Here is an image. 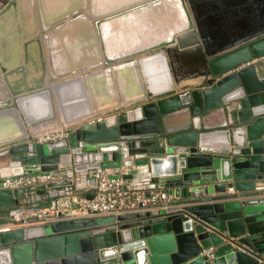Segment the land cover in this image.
I'll return each instance as SVG.
<instances>
[{
	"label": "water",
	"instance_id": "obj_1",
	"mask_svg": "<svg viewBox=\"0 0 264 264\" xmlns=\"http://www.w3.org/2000/svg\"><path fill=\"white\" fill-rule=\"evenodd\" d=\"M189 1L198 29L186 0H135L111 14L86 0L84 13L43 17L42 34L18 38L19 62L13 53L0 65V211H11L0 264H264V28L243 22L264 24V0H224L229 13L202 16ZM220 15L222 35L210 28ZM80 22L92 46L59 70L52 44ZM112 35L130 40L113 46ZM218 111L222 123L206 125ZM62 129L58 141H36ZM123 169L127 188L164 191L165 205L13 224L15 208L54 209L75 189L93 199L101 175ZM41 174L64 178L4 188Z\"/></svg>",
	"mask_w": 264,
	"mask_h": 264
},
{
	"label": "built area",
	"instance_id": "obj_2",
	"mask_svg": "<svg viewBox=\"0 0 264 264\" xmlns=\"http://www.w3.org/2000/svg\"><path fill=\"white\" fill-rule=\"evenodd\" d=\"M69 134L68 129L45 133L36 137L38 143H49L58 141ZM126 169H123L116 178L103 173L96 187L97 193L93 199L87 198L77 189L61 196L56 201V208L51 206L45 208H15L13 211L14 225L33 223H46L55 219L58 213L69 212L72 216H98L118 215L136 212L148 208H159L167 202L164 191H153L147 197L141 190H132L126 187L124 178ZM62 175L41 174L33 176H22L4 181L5 189H20L36 186L40 183L63 179ZM258 190H264L262 183L257 185ZM231 191H234L231 189ZM205 253L210 257L214 254V248H208Z\"/></svg>",
	"mask_w": 264,
	"mask_h": 264
},
{
	"label": "flooded vegetation",
	"instance_id": "obj_3",
	"mask_svg": "<svg viewBox=\"0 0 264 264\" xmlns=\"http://www.w3.org/2000/svg\"><path fill=\"white\" fill-rule=\"evenodd\" d=\"M85 1L86 0H0V28L1 29L4 28V30L6 29L7 26L8 28H11V29L16 28L15 30H13L14 34H13V31H11V33L7 35L5 42L0 41V46L2 45L1 49H3V50H0V57H4V55L6 56V54H9L11 56V54L17 53L18 54L17 56L19 58L20 56L19 46L15 47V50H11V48L10 49L8 48V51L4 52L3 46L5 44L7 45L8 43L11 44L10 42L11 38L19 37V39L21 38L23 39V37L26 36V38L29 37L27 38L29 40L33 37L39 36L40 33L42 34L44 32L43 17L47 25H52L54 23L57 24L59 22L63 23V20L69 19V18L66 19V17L69 15L70 17L75 18L77 15L84 13V11L80 9L84 7ZM87 1H88V7H90L89 6L90 0H87ZM186 2L193 16L195 28L198 29V25L195 22V17L193 15V9L191 7L190 1L186 0ZM9 5L11 6V9L9 13L7 12L5 14L6 12L5 10L7 9ZM225 5H227V2H224V0H200L198 1L197 4H195V7L198 10V13L200 14V16H202V15L212 13L213 11L218 9V6L224 7ZM56 10L58 11L56 13L61 12L62 14L63 12V14L61 16L58 15V16L51 17L52 12ZM115 10L114 9L106 10L102 12L103 14H111ZM94 11L96 10L94 9ZM230 11H231V8H230ZM102 12H99V13L101 14ZM95 14L97 13L95 12ZM8 18L10 19L13 18L14 23H11L10 25L9 24L4 25V20H7ZM257 27L264 28V24H259ZM35 32H38V33L35 35H32V33L34 34ZM25 41L26 40L24 39V42ZM33 52L34 50L32 48L30 54ZM18 58H14V59L18 61L20 60Z\"/></svg>",
	"mask_w": 264,
	"mask_h": 264
},
{
	"label": "crops",
	"instance_id": "obj_4",
	"mask_svg": "<svg viewBox=\"0 0 264 264\" xmlns=\"http://www.w3.org/2000/svg\"><path fill=\"white\" fill-rule=\"evenodd\" d=\"M134 1L135 0H94V8L96 10V13L100 14L99 12H102V11L113 10V9L115 10V9L120 8V7H125L127 5H130L131 3H134ZM236 4H239V3H236ZM263 12L264 11L261 7L260 9H258L256 11V15L261 14ZM62 14H63V12H62ZM62 14H61V12H59V13H56L54 15H51V17L58 16V15L61 16ZM217 15H218V13H217ZM230 15H231V13H230ZM240 15H242V14H240ZM262 15H264V14H262ZM261 17H262L261 15L258 16V20H253V16L252 17H246V18H243V20H244L243 22L245 23V25L247 24L248 29L249 28L255 29V28H257V21L262 19ZM158 22H159V24H161L160 21H158ZM226 23H227L226 17L223 16V18H222V15H220L219 18H216L213 21L212 26L210 28H211L213 33L217 32L218 34L222 35L226 29V26H225ZM88 29H89V27L86 26L82 22L70 25L69 27L62 30L64 32H62L63 35H61V38H59L58 42L55 40V42L52 44L53 50H54V58L59 63V67H58L59 70H64V69L68 70V69H70L72 64H79L82 61V59L85 58L86 52L92 46L91 43L93 42L92 38L89 36ZM111 30H112L111 27L110 28L107 27L106 32H110ZM127 39L130 40V37L128 35H127V38H125L124 35H119V36L112 35L108 38V42L111 43L110 45L114 46L115 44L117 45L119 42L124 43L125 40H127ZM3 48H4V52H7L8 48H10V43H8L7 45L5 44L3 46ZM75 57H76V59H74ZM16 62L18 63L19 60ZM9 63H10V58H9L8 54H6V56L4 55V57H0V65L3 64V65L7 66V64H9ZM0 97H1V95H0ZM79 108L81 111H84L83 107H78V109ZM203 120L206 123V125L214 126V125H219L220 123H222L223 116L218 111L216 113H210L208 115H205L203 117ZM107 173H109V172H107ZM260 183H262L264 185V182H260ZM260 183H258V184H260ZM89 190H90V188L86 189V191H89ZM261 191H264V190H261ZM50 205H51L50 203H47L45 201L41 205V208H45V207H48ZM20 207L32 208L33 206L32 205H29V206H23L22 205ZM20 207H17V208H20ZM2 211L3 210L0 211V214ZM10 212L11 211H9V214H11ZM98 216H106V215H98Z\"/></svg>",
	"mask_w": 264,
	"mask_h": 264
},
{
	"label": "rangeland",
	"instance_id": "obj_5",
	"mask_svg": "<svg viewBox=\"0 0 264 264\" xmlns=\"http://www.w3.org/2000/svg\"><path fill=\"white\" fill-rule=\"evenodd\" d=\"M59 7V6H58ZM59 9V8H58ZM232 9V8H231ZM229 11H230V7H227V5H225L224 7L223 6H221V7H219L218 6V9H216L215 11H213L212 13H210V14H217V13H221V14H223V13H225V12H227V13H229ZM56 12H58L57 10L56 11H53L52 12V15H54V14H56ZM223 16V15H222ZM11 23H14V21H13V18L12 19H10V18H8L7 20H4V25H10ZM226 26V25H225ZM16 28H14V29H11V28H8V26L6 27V29L4 30V28H0V41L2 42V41H4L5 42V39H6V37H7V35L8 34H10L11 33V31H13V30H15ZM4 30V31H3ZM13 34H14V31H13ZM19 37H13V38H11L10 39V42H11V44H10V48H11V50H15V47H18V45H19V43H20V40L18 39ZM25 38L23 37V40H24ZM1 47H2V45L0 46V50H3V49H1ZM9 48V49H10ZM20 48V47H19ZM24 50H25V46H24ZM24 50H22L21 52H23ZM20 54V53H19ZM18 59H20V56H19V58ZM0 220H5V221H11V216H10V214L9 213H5V214H0Z\"/></svg>",
	"mask_w": 264,
	"mask_h": 264
},
{
	"label": "trees",
	"instance_id": "obj_6",
	"mask_svg": "<svg viewBox=\"0 0 264 264\" xmlns=\"http://www.w3.org/2000/svg\"><path fill=\"white\" fill-rule=\"evenodd\" d=\"M47 203H49V202H47ZM26 206H29V205H26ZM9 211H10V209H9V210H6V211L3 210V211L1 212V214H5V213L7 214V213H9ZM1 221L4 222L5 220H0V222H1Z\"/></svg>",
	"mask_w": 264,
	"mask_h": 264
},
{
	"label": "bare ground",
	"instance_id": "obj_7",
	"mask_svg": "<svg viewBox=\"0 0 264 264\" xmlns=\"http://www.w3.org/2000/svg\"><path fill=\"white\" fill-rule=\"evenodd\" d=\"M123 39V38H122ZM120 41V40H119ZM111 44V43H110Z\"/></svg>",
	"mask_w": 264,
	"mask_h": 264
}]
</instances>
